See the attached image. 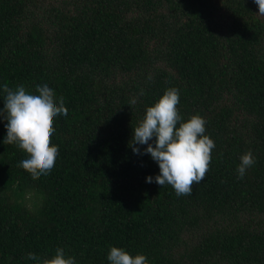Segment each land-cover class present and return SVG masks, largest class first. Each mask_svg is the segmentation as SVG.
Masks as SVG:
<instances>
[{"label": "trees", "instance_id": "16d2710c", "mask_svg": "<svg viewBox=\"0 0 264 264\" xmlns=\"http://www.w3.org/2000/svg\"><path fill=\"white\" fill-rule=\"evenodd\" d=\"M258 11L253 0H0V109L5 84H47L68 109L53 121L55 166L37 180L0 121V264H38L29 253L58 247L77 264H110V247L148 264H264ZM170 87L216 145L189 196L147 183L159 166L129 147ZM249 150L256 163L238 179Z\"/></svg>", "mask_w": 264, "mask_h": 264}, {"label": "clouds", "instance_id": "9594fccd", "mask_svg": "<svg viewBox=\"0 0 264 264\" xmlns=\"http://www.w3.org/2000/svg\"><path fill=\"white\" fill-rule=\"evenodd\" d=\"M253 2L258 6V15L264 16V0ZM3 92L0 121L5 122L7 133L3 143L15 145L27 154V158L17 166L29 173L33 180L48 175L59 155L58 146L51 143L55 132L53 121L58 115L68 114L64 98L57 99L56 93L47 84L36 86L38 94L29 93L24 85L13 89L7 84L3 86ZM179 102V89H166L153 106L146 108L143 119L133 128L129 142L134 154H149L159 166V174L154 178L148 176L146 182H155L160 187L171 185L177 197L191 195L193 185L205 179L210 170L211 153L216 146L214 140L205 134L206 120L196 114L185 121L177 107ZM136 103L135 98L129 101L130 105ZM136 145L147 147L141 152ZM239 159L237 178L243 179L246 171L256 163V158L249 150ZM27 259L38 264H77L75 257L67 255L60 247L55 249L51 258L29 253ZM107 260L110 264H148L145 255L132 256L119 247H110Z\"/></svg>", "mask_w": 264, "mask_h": 264}]
</instances>
